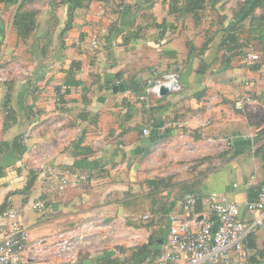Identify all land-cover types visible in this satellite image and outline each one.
Returning a JSON list of instances; mask_svg holds the SVG:
<instances>
[{
  "label": "crops",
  "instance_id": "crops-1",
  "mask_svg": "<svg viewBox=\"0 0 264 264\" xmlns=\"http://www.w3.org/2000/svg\"><path fill=\"white\" fill-rule=\"evenodd\" d=\"M244 1L206 0L195 16L174 11L172 0H134L117 11L92 0L74 10L64 31V10L58 21L40 23L23 53L30 76L0 64V238L8 208L21 211L33 248L81 219L123 215L137 203L148 222L127 226L129 239L155 238L161 251L169 216L184 215L190 191L224 195L243 217L254 216L245 202L264 182V10L239 14ZM245 51L258 58L245 63ZM151 68L178 72L181 91L147 93ZM244 93L249 99L235 108ZM45 165L68 170L64 190L50 188ZM37 200L44 210L31 207ZM116 245L76 264L121 259ZM242 253L232 252L231 264H264V220L244 238ZM158 256L130 264H157Z\"/></svg>",
  "mask_w": 264,
  "mask_h": 264
},
{
  "label": "built area",
  "instance_id": "built-area-1",
  "mask_svg": "<svg viewBox=\"0 0 264 264\" xmlns=\"http://www.w3.org/2000/svg\"><path fill=\"white\" fill-rule=\"evenodd\" d=\"M90 44L94 50L99 48V37L96 32L90 36ZM258 56L250 51L242 53V60L250 64ZM23 75L30 76L29 69L22 70ZM21 72V74H22ZM68 86H63L66 90ZM165 88L167 92H180L182 84L176 71L159 74L157 69L151 68L146 80V92L154 96H161L160 90ZM55 101L58 96L55 94ZM249 96L244 93L235 100L234 107L240 109L247 102ZM143 134L148 133V128L142 129ZM228 145L229 141L225 140ZM259 146L254 144L253 149ZM45 170L49 186L55 191H62L69 181L68 170L56 171L51 165L42 166ZM251 179L243 183L248 187ZM205 201L206 207L195 209L197 201ZM184 215L172 214L169 216L168 238L162 244L161 253L157 264H231V253H242V242L252 231L263 224L264 220V183H262L256 197L245 202L246 210L254 211L256 214L250 218L241 215L238 203L228 200L224 195L210 193L207 196L198 194H185L181 200ZM31 207L36 210H44L43 200H37ZM2 215L9 218L10 224L5 234L0 238V264H54L46 256L61 259L63 264H76L78 256L71 248L83 236L87 228L112 227V223L104 224L102 221L95 223L81 222L72 228L59 231L51 240L39 239L34 247L28 245L29 229L22 218L19 209L8 208ZM148 216L142 215V219ZM118 229V228H117ZM121 233H115L113 238L120 237ZM133 235V234H130ZM130 237V236H129ZM133 235L130 238H134ZM29 255V253H31ZM234 264H237L235 262Z\"/></svg>",
  "mask_w": 264,
  "mask_h": 264
},
{
  "label": "rangeland",
  "instance_id": "rangeland-1",
  "mask_svg": "<svg viewBox=\"0 0 264 264\" xmlns=\"http://www.w3.org/2000/svg\"><path fill=\"white\" fill-rule=\"evenodd\" d=\"M134 0H109L105 2L108 10H117L119 7H125L126 4H133ZM65 3L62 0H21V9L28 10V11H36V23L44 24L47 18H51V21L54 23L55 21L59 20V16L62 15V11H66L67 13V6L66 10L64 8ZM18 3L11 6L4 7L2 4L0 5V20H2V26L0 30V64L5 63V65L9 64L10 67H21L26 69V65L24 60L25 55L24 50L30 48L31 41L34 39V34L30 35L25 41L20 40L18 38L14 28L11 26V21L15 12L17 11ZM61 23V21H60ZM66 22L63 21V26ZM59 24V22H58ZM57 25V24H56ZM59 27L60 29L63 27ZM20 60V61H18ZM159 173H165V170L162 168L161 165H156L154 168ZM163 169V170H162ZM145 201V200H144ZM137 201H135L136 203ZM136 209L139 210L137 203L134 206H130V209L120 215L116 211L111 213L110 215L106 216V219L91 217L86 219L79 220L76 224L81 222L85 223H95L98 221H102L104 224L112 223V227H102V228H87L82 234V238L72 246V252L76 253L78 256V261L81 262L86 256L95 257L97 256L98 252L102 250H107L110 247L119 248L126 246V248H132L138 243V240L129 239L130 233L132 232L128 230V227H135L142 225L143 223H147L146 219H142V213L140 210L133 211ZM141 207V206H139ZM141 209H145L144 205H142ZM141 216V218H137ZM120 228V230L117 229ZM66 230V229H63ZM61 230V231H63ZM121 233L119 240H117L114 234ZM56 234V233H55ZM139 242V241H138ZM131 243V245H129ZM119 244V245H118ZM127 256H122V258ZM121 258V259H122Z\"/></svg>",
  "mask_w": 264,
  "mask_h": 264
},
{
  "label": "trees",
  "instance_id": "trees-1",
  "mask_svg": "<svg viewBox=\"0 0 264 264\" xmlns=\"http://www.w3.org/2000/svg\"><path fill=\"white\" fill-rule=\"evenodd\" d=\"M92 0H62L63 3L67 5V22L66 26L63 28V31L66 30L67 25L69 24V20L72 18V13L75 9L79 7H83L89 4V2ZM101 1L105 4V2H108L109 0H97ZM173 5L171 6L174 11L179 12L181 15H187V14H193L197 15L199 13V10H203L206 4V0H182L179 3V0H172ZM18 3L17 11L15 12L13 19L11 21V26L14 28L18 38L20 40L23 39L25 41L30 35L36 34V30L38 28V23H36V11H28V10H22L21 9V0H0V5L2 4L4 7L15 5ZM256 7H262L264 10V0H245L243 4L240 6L239 14L248 15L251 14L254 11ZM121 8V7H119ZM118 8V9H119ZM172 10V9H171ZM114 11V10H112ZM117 11V10H116ZM264 17V15H263ZM2 25V21L0 20V27ZM1 30V28H0ZM229 34V33H228ZM228 36V35H227ZM33 43L31 44V47H33ZM73 82V81H72ZM70 83V82H68ZM75 83V82H73ZM57 103H60V99L56 100ZM58 105V104H57ZM8 117V113L7 116ZM17 141V138L14 140ZM149 181V182H148ZM147 183H156V180H148ZM264 183V182H263ZM259 188V187H258ZM258 188L256 191H251L252 197L249 194V198L254 199L256 197V194L258 192ZM252 190V189H251ZM250 192V191H249ZM186 194H198L202 195L201 192L196 191H190ZM250 199V200H251ZM201 201H197L195 205V209L199 210L201 207ZM155 238H151L150 241L147 243L138 244L132 248H122L119 247L118 249L120 251H123L124 255L127 257H120L122 259H112V258H102L98 264H130L133 261H135L139 256H158L160 255L161 251H159V248L157 247V244L154 243ZM163 243V242H162ZM155 246V248H152ZM162 246V244H161ZM126 253V254H125ZM99 261V260H98Z\"/></svg>",
  "mask_w": 264,
  "mask_h": 264
},
{
  "label": "water",
  "instance_id": "water-1",
  "mask_svg": "<svg viewBox=\"0 0 264 264\" xmlns=\"http://www.w3.org/2000/svg\"><path fill=\"white\" fill-rule=\"evenodd\" d=\"M166 93H167V90H166L165 88H161V90H160V94H161V95H164V94H166ZM156 138H157V137H156ZM156 138H155V139H156ZM147 139L153 141V138H152V137H148Z\"/></svg>",
  "mask_w": 264,
  "mask_h": 264
}]
</instances>
